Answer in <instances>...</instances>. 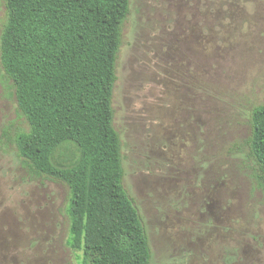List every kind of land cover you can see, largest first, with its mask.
Instances as JSON below:
<instances>
[{"label":"rangeland","instance_id":"rangeland-1","mask_svg":"<svg viewBox=\"0 0 264 264\" xmlns=\"http://www.w3.org/2000/svg\"><path fill=\"white\" fill-rule=\"evenodd\" d=\"M4 22L0 7V33ZM116 78L122 183L150 264H264V181L247 144L264 105V0H130ZM19 131L0 69V264H81L68 188L28 173Z\"/></svg>","mask_w":264,"mask_h":264},{"label":"trees","instance_id":"trees-1","mask_svg":"<svg viewBox=\"0 0 264 264\" xmlns=\"http://www.w3.org/2000/svg\"><path fill=\"white\" fill-rule=\"evenodd\" d=\"M0 7V69L28 123L11 142L31 176L68 188V247L82 253L81 264H150L113 126L130 0H0ZM251 128L249 157L264 181V105L251 111Z\"/></svg>","mask_w":264,"mask_h":264}]
</instances>
